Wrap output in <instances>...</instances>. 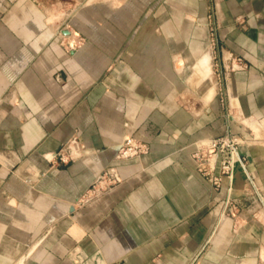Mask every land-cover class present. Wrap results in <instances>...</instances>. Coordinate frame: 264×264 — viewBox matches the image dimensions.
I'll return each instance as SVG.
<instances>
[{
    "label": "crops",
    "instance_id": "1",
    "mask_svg": "<svg viewBox=\"0 0 264 264\" xmlns=\"http://www.w3.org/2000/svg\"><path fill=\"white\" fill-rule=\"evenodd\" d=\"M0 264H264V0H0Z\"/></svg>",
    "mask_w": 264,
    "mask_h": 264
},
{
    "label": "built area",
    "instance_id": "2",
    "mask_svg": "<svg viewBox=\"0 0 264 264\" xmlns=\"http://www.w3.org/2000/svg\"><path fill=\"white\" fill-rule=\"evenodd\" d=\"M79 45L80 41L66 42V46L71 50H76ZM241 144L242 140L239 137L230 134L201 141L197 144L194 158L198 163L200 171L209 177L216 187L220 186L224 176L230 179L233 178L237 163L245 162V159L241 158L239 154ZM77 145L78 143L74 140L66 148L67 150L61 148L56 155L62 162H67L68 156L65 150L71 153ZM147 149V145L143 141L128 137L120 147L119 156L121 158H133L144 154ZM216 170H218L217 175L215 174Z\"/></svg>",
    "mask_w": 264,
    "mask_h": 264
}]
</instances>
